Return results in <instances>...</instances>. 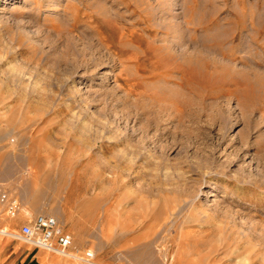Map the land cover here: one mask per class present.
I'll return each instance as SVG.
<instances>
[{
	"label": "rangeland",
	"instance_id": "rangeland-1",
	"mask_svg": "<svg viewBox=\"0 0 264 264\" xmlns=\"http://www.w3.org/2000/svg\"><path fill=\"white\" fill-rule=\"evenodd\" d=\"M0 181L58 264H264V0H0Z\"/></svg>",
	"mask_w": 264,
	"mask_h": 264
},
{
	"label": "built area",
	"instance_id": "built-area-1",
	"mask_svg": "<svg viewBox=\"0 0 264 264\" xmlns=\"http://www.w3.org/2000/svg\"><path fill=\"white\" fill-rule=\"evenodd\" d=\"M27 212L19 194L0 181V235L21 237L47 250L66 254L73 244L72 234L52 214H25L18 228L10 220Z\"/></svg>",
	"mask_w": 264,
	"mask_h": 264
},
{
	"label": "crops",
	"instance_id": "crops-1",
	"mask_svg": "<svg viewBox=\"0 0 264 264\" xmlns=\"http://www.w3.org/2000/svg\"><path fill=\"white\" fill-rule=\"evenodd\" d=\"M0 264H58V258L44 249H27L0 238Z\"/></svg>",
	"mask_w": 264,
	"mask_h": 264
},
{
	"label": "bare ground",
	"instance_id": "bare-ground-1",
	"mask_svg": "<svg viewBox=\"0 0 264 264\" xmlns=\"http://www.w3.org/2000/svg\"><path fill=\"white\" fill-rule=\"evenodd\" d=\"M132 34V33H131ZM132 36H133V34H132Z\"/></svg>",
	"mask_w": 264,
	"mask_h": 264
}]
</instances>
